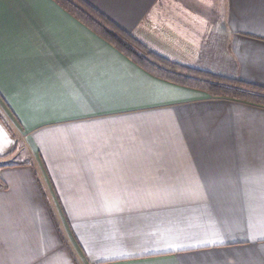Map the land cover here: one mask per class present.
Listing matches in <instances>:
<instances>
[{"label":"crops","instance_id":"crops-1","mask_svg":"<svg viewBox=\"0 0 264 264\" xmlns=\"http://www.w3.org/2000/svg\"><path fill=\"white\" fill-rule=\"evenodd\" d=\"M87 1L264 86V0ZM0 104L34 154L0 118V264H264L263 106L149 73L53 0H0Z\"/></svg>","mask_w":264,"mask_h":264},{"label":"trees","instance_id":"trees-1","mask_svg":"<svg viewBox=\"0 0 264 264\" xmlns=\"http://www.w3.org/2000/svg\"><path fill=\"white\" fill-rule=\"evenodd\" d=\"M53 1L149 73L179 85L203 90L213 97L264 107V86L169 60L151 50L87 0ZM14 163L8 160L3 164Z\"/></svg>","mask_w":264,"mask_h":264},{"label":"rangeland","instance_id":"rangeland-1","mask_svg":"<svg viewBox=\"0 0 264 264\" xmlns=\"http://www.w3.org/2000/svg\"><path fill=\"white\" fill-rule=\"evenodd\" d=\"M4 109H5L4 106H2V104H0V118L1 119L3 118L5 120V122L8 123V127L11 129V132L14 135V138L16 141V144H15L16 149L15 150H19V154H20V155H15L14 157H12V159H19L20 156L22 158H26L27 156H29L31 160L34 159V154L30 153V148L28 147V142L26 140V136L23 135V133L18 128V126L16 125L14 120L10 119L9 116L8 117L6 116V114L3 112ZM4 111L7 112L6 110H4ZM15 153L17 154V152H15ZM6 158L7 157L0 158V164H3L6 161ZM46 199H47L48 203L51 204L52 210L54 211V215H55L57 225L64 235V227H63L62 219L60 217V212L58 209L57 202L55 201L56 200L55 195H46ZM65 237H66V239L69 240L68 236H65Z\"/></svg>","mask_w":264,"mask_h":264}]
</instances>
